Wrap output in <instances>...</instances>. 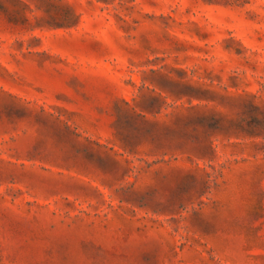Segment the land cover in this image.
Here are the masks:
<instances>
[{
	"label": "rangeland",
	"instance_id": "obj_1",
	"mask_svg": "<svg viewBox=\"0 0 264 264\" xmlns=\"http://www.w3.org/2000/svg\"><path fill=\"white\" fill-rule=\"evenodd\" d=\"M0 264H264V0H0Z\"/></svg>",
	"mask_w": 264,
	"mask_h": 264
}]
</instances>
